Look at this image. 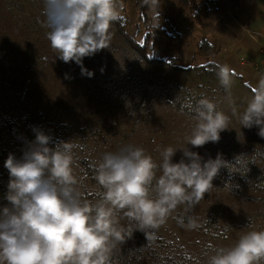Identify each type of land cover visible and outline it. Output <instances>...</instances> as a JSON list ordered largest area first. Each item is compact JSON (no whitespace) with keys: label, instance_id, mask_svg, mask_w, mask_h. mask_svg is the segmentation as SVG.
<instances>
[{"label":"clouds","instance_id":"1","mask_svg":"<svg viewBox=\"0 0 264 264\" xmlns=\"http://www.w3.org/2000/svg\"><path fill=\"white\" fill-rule=\"evenodd\" d=\"M44 3L50 47L64 63L75 62L82 75L92 78L94 73L83 67L82 60L109 48V29L119 16L116 0ZM216 74L220 85L230 89L232 70L219 65ZM193 110L195 124L184 138L186 147L164 148L159 163L135 145L104 153L94 166L100 189L94 203L82 200L76 187V145L60 141L49 147L52 137L37 130L22 158L9 154L4 163L10 174L5 197L10 207L0 209V264H111L115 248L135 231L147 239L154 237V230L179 205L198 204L225 162L219 154L204 161L187 146L218 143L230 118L206 98L199 99ZM239 121L243 128L257 127L264 138V74ZM177 150L183 156L174 163ZM185 226L198 227L192 218ZM205 264H264V230L246 231L231 246H212Z\"/></svg>","mask_w":264,"mask_h":264},{"label":"rangeland","instance_id":"2","mask_svg":"<svg viewBox=\"0 0 264 264\" xmlns=\"http://www.w3.org/2000/svg\"><path fill=\"white\" fill-rule=\"evenodd\" d=\"M196 3L201 7L206 0H196ZM116 4L119 17L124 19L129 36L142 41L145 32L143 24L138 22L134 0H116ZM162 11L176 31L181 34L188 31L189 28L184 26L183 20L186 10L179 6L176 0H164ZM153 16L154 12L151 11V17ZM154 24L157 25V22L154 21ZM160 24L171 32L163 20ZM48 31L44 0H0V119L9 118L23 133L22 121L28 115L31 122L39 125L44 134L58 142L72 141L76 147L80 145L82 136L87 139L95 163L104 153L117 152L126 145L143 147L153 159L164 148L186 147L184 138L190 134L195 124L194 115L173 112L165 103L146 113L145 121L142 119L137 123L136 135L128 137L134 121L130 110L119 106L113 109L109 107V103L103 102L100 98L102 86L97 81L100 76L95 66L86 64V69L94 73L92 78H88L81 74V67L75 62L64 63L50 47L46 36ZM111 36L115 38L113 34ZM166 36L162 32L158 33L150 54L170 59L180 56L177 65L184 69L192 66L191 70L177 71L159 63L137 62L132 56L119 63L115 59H108L103 63L108 84L112 86L113 83H121L122 77L128 72L133 74L136 81L145 80L151 75L166 76L184 88V92L189 91L194 107L201 98L212 101L217 111L230 118V123L228 129L220 133L221 139L218 143L209 142L200 148L187 146L190 151L197 152L204 161L206 147L213 151L210 154L214 160L218 154L222 159H229L239 153L249 152L250 148L255 150L264 145V138L258 135L257 127L243 128L239 121V114L244 111L251 96L245 89L247 86L240 82L244 86L240 88L236 80L230 89L225 90L219 80L202 76L200 66L213 59L207 60L205 55L193 64L190 53L184 52L186 41H182L185 43L183 45L181 39L172 38L171 41ZM253 36L256 37V34ZM197 37L196 35L195 38ZM123 45L132 55V50L124 42ZM43 51V55H50L49 60L39 57ZM20 59L25 61L22 68L18 66ZM32 62L36 65L30 66ZM243 62L248 63L243 60L240 64ZM28 66L30 68L26 69ZM234 108L236 114H233ZM97 111L100 112L98 115ZM99 115L106 121L108 142H105L103 137L95 139L87 129V126L90 127L96 122L95 117ZM140 131H146L147 134L143 135ZM123 132L127 137L121 135ZM116 133H119L118 136ZM76 147L73 148V175L78 182L76 187L80 193H93L94 187L80 172L75 154ZM182 156L183 153L177 150L173 162H179ZM212 185L211 196L201 199L191 207L179 205L166 223L154 230L157 236L173 243L171 247L164 249L165 252L176 257L187 255L194 261L205 264L212 246H231L246 231L264 230V208L253 212L242 202L241 196L223 186V181L218 176L213 179ZM244 191L247 194L249 190L245 187ZM216 204H220L225 212L221 218H215L214 225L210 223L213 216L211 208ZM3 208L0 204V209ZM182 216L192 217L198 227L188 229L186 224L179 223ZM248 219L252 222V228H248Z\"/></svg>","mask_w":264,"mask_h":264},{"label":"trees","instance_id":"3","mask_svg":"<svg viewBox=\"0 0 264 264\" xmlns=\"http://www.w3.org/2000/svg\"><path fill=\"white\" fill-rule=\"evenodd\" d=\"M125 2L128 0H124ZM179 6L187 11L190 15H197L199 5L196 0H176ZM211 0H206L210 2ZM164 0H159V4L156 0H134L135 9L138 15V22L143 24L144 35L142 41H137L135 38L129 36L124 19L118 16V19L113 22L109 31L108 44L109 48L102 49L92 56L84 57L82 64L84 68L86 64H92L95 66L100 78L97 80L102 90L100 91V98L103 102L109 103V107L115 109L125 108L130 110L134 117L132 121V127L129 130L128 137H133L137 133L138 121L142 119L145 121L146 113L158 108L161 104L165 103L170 106L173 112L181 115L193 116L194 103L192 102L191 94L189 91L184 92L185 89L177 85L172 78L166 76L151 75L145 80L136 81L132 73L128 72L122 77V82L112 86L108 84L106 80V73L103 69V63L108 59H115L118 63L123 60H128L129 56H132L137 62H144L147 64L159 63L174 68L177 71L191 70L192 66L184 69V67L177 65V58H166L155 54H150L153 48L154 38L159 32L168 34L167 30L163 28L160 22L163 20L169 25L171 34H168L169 38H175L174 29H172L170 22L165 18L162 11ZM151 11L154 12V16L151 17ZM157 22V25L154 24ZM114 35L113 38L111 35ZM123 42L132 50V55L126 50ZM210 49L209 44L203 40L199 46V51L207 52ZM45 51L41 52L39 56L41 59L49 60V54H45ZM24 60L18 61V66H24ZM36 65L32 62L30 66ZM28 66L26 69L30 68ZM202 76L218 80L217 71L218 65L213 61H208L206 65L200 66ZM249 90V89H248ZM251 92V90H249ZM108 107V106H107ZM100 112L97 111L96 115ZM96 118V122H93L87 129L90 135L95 136V139H101L103 137L105 142H108L106 134L107 124L103 116L99 115ZM23 133L17 129V126L13 121L7 117L0 119V193L2 199L0 204L4 207H8V201L6 195L8 192V182L10 174L4 167V163L7 160L9 154L19 160L22 158L25 151H27L33 141L36 138V131H42L39 125H35L31 122L30 116L26 115L22 121ZM43 132V131H42ZM143 135H146V131H140ZM44 133V132H43ZM103 134V135H102ZM119 133L115 135L118 136ZM122 136L126 134L121 133ZM127 137V136H125ZM80 145L76 147V157L78 159V166L82 177L87 180L91 186L94 187L93 193H80L82 200L95 202L98 199L100 189L95 181V162L92 159V150L87 144V139L80 137ZM58 140L52 138V142L49 147H55ZM112 145V144H106ZM134 145V144H133ZM136 146V145H135ZM212 148V147H211ZM249 149V148H248ZM210 147L205 148V161L213 159L211 157ZM155 161L159 163L160 153H158ZM225 164L222 167L218 176L223 181V186L230 189L232 193L241 196L242 202L249 207L253 212L259 211L264 208V145H261L258 149H249V152L239 153L236 156H232L223 159ZM248 189L245 194L244 189ZM212 194V188L205 194L204 198H208ZM10 207V204H9ZM210 223L215 224V218L219 219L224 214L225 210L221 208L220 204L212 206ZM182 221L179 223L187 224L188 219L192 217L182 216ZM122 223H125L122 221ZM173 243L157 236L146 238L145 234L140 231H135L132 237L126 240L122 245H118L111 259V264H200L198 261H194L189 256L181 255L176 257L174 254H170L164 251L165 248L171 247ZM163 250V251H162Z\"/></svg>","mask_w":264,"mask_h":264},{"label":"crops","instance_id":"4","mask_svg":"<svg viewBox=\"0 0 264 264\" xmlns=\"http://www.w3.org/2000/svg\"><path fill=\"white\" fill-rule=\"evenodd\" d=\"M197 11V15L186 11L183 25L189 29L185 33L181 34L171 26L176 40L186 41V44L182 42L186 46L184 52L190 53L193 64L206 55V59H213L218 66L227 65L232 70V84L238 80L240 88L244 87L241 82L247 86V92L252 91L262 75L253 66L261 61L259 48L264 45V0H211L199 5ZM165 25L169 27L167 23ZM254 33L259 35L254 37ZM168 34H165L167 38ZM203 40L209 44L207 52L199 51ZM176 58L180 61V56ZM243 60L252 65L242 66Z\"/></svg>","mask_w":264,"mask_h":264},{"label":"built area","instance_id":"5","mask_svg":"<svg viewBox=\"0 0 264 264\" xmlns=\"http://www.w3.org/2000/svg\"><path fill=\"white\" fill-rule=\"evenodd\" d=\"M256 34V33H255ZM259 35V34H256ZM259 56L261 61L259 63L254 64L253 68L255 69V71H257L259 74H264V45H262L259 48ZM242 65H252L251 63H242Z\"/></svg>","mask_w":264,"mask_h":264}]
</instances>
